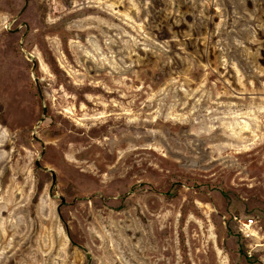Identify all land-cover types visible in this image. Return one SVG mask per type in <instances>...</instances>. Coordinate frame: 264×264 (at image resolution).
Wrapping results in <instances>:
<instances>
[{
	"label": "rangeland",
	"instance_id": "1",
	"mask_svg": "<svg viewBox=\"0 0 264 264\" xmlns=\"http://www.w3.org/2000/svg\"><path fill=\"white\" fill-rule=\"evenodd\" d=\"M0 264H264V0H0Z\"/></svg>",
	"mask_w": 264,
	"mask_h": 264
},
{
	"label": "water",
	"instance_id": "2",
	"mask_svg": "<svg viewBox=\"0 0 264 264\" xmlns=\"http://www.w3.org/2000/svg\"><path fill=\"white\" fill-rule=\"evenodd\" d=\"M27 29H28V27H27ZM33 66H34V67L36 66V61H33ZM46 114H47V108L44 107V109H43V117L40 119V123H43V122H44V119H45V115H46ZM40 123H39V124H40ZM39 124H37V126H38ZM34 137H36L35 134H34ZM36 166L39 167V168L42 169V170H48L47 167L41 165V163H40L39 160L36 161ZM48 171H50V170H48ZM50 172H51V171H50ZM52 179H53V183H54V182L56 181V177H55V174H54V173H52Z\"/></svg>",
	"mask_w": 264,
	"mask_h": 264
},
{
	"label": "built area",
	"instance_id": "3",
	"mask_svg": "<svg viewBox=\"0 0 264 264\" xmlns=\"http://www.w3.org/2000/svg\"><path fill=\"white\" fill-rule=\"evenodd\" d=\"M237 221L242 225L243 231H249L253 227V225L255 224V220L253 218H248L245 221L238 219Z\"/></svg>",
	"mask_w": 264,
	"mask_h": 264
}]
</instances>
